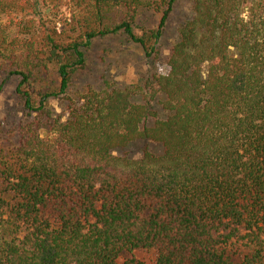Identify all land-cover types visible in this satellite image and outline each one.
Here are the masks:
<instances>
[{"label": "trees", "instance_id": "1", "mask_svg": "<svg viewBox=\"0 0 264 264\" xmlns=\"http://www.w3.org/2000/svg\"><path fill=\"white\" fill-rule=\"evenodd\" d=\"M176 1L0 0V264H264V0H190L162 73L75 85L98 38L157 58Z\"/></svg>", "mask_w": 264, "mask_h": 264}, {"label": "rangeland", "instance_id": "2", "mask_svg": "<svg viewBox=\"0 0 264 264\" xmlns=\"http://www.w3.org/2000/svg\"><path fill=\"white\" fill-rule=\"evenodd\" d=\"M190 0H178L173 6L168 20L165 25L163 36L158 44L159 54L153 60H146L141 49L130 42L123 36H107L94 40L90 48L86 51L85 68L79 74V80L76 87L83 84H91L95 86L113 85V86H130L141 84L145 79L151 77L154 73H162L164 64L170 54L171 47L177 36V27L184 21L191 18ZM68 15V6L65 4L60 12L59 19H70ZM141 24H149L155 26L157 24L156 17H142ZM59 27V26H58ZM18 79L11 77L7 79L0 94V122L6 118L9 120L18 109L17 97L15 95ZM159 100L162 99L160 96ZM57 113H61L63 107L62 102L55 100L51 103ZM154 108L158 110L160 106L154 104ZM162 118V113H159ZM142 144L132 147L127 154L133 158H139L141 155ZM153 149V148H152ZM134 258L143 264H155V255L153 252L133 251L132 253H124L120 256L118 262L120 264Z\"/></svg>", "mask_w": 264, "mask_h": 264}]
</instances>
